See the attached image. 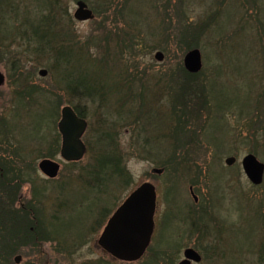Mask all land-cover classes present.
I'll use <instances>...</instances> for the list:
<instances>
[{"label": "rangeland", "instance_id": "rangeland-1", "mask_svg": "<svg viewBox=\"0 0 264 264\" xmlns=\"http://www.w3.org/2000/svg\"><path fill=\"white\" fill-rule=\"evenodd\" d=\"M76 1L61 0L52 12L58 31L67 32L66 42L81 53L71 57V93L47 70L51 56L39 57L33 43L15 36L37 0H1L14 5V20L0 48V117L13 125V143L31 164V181L21 187L17 206L41 203L50 233L40 253L22 250L11 263L20 256L18 264H123L97 247L103 217L149 182L157 193L155 230L148 254L133 264H178L186 248L200 252L198 264H264V179L253 186L241 168L249 154L264 164V0H128L119 12L101 15L97 0H85L95 15L85 22L73 19ZM181 18L199 35L197 48L190 49L200 52L197 73L183 68L190 50L184 49L187 36L176 32ZM128 41L135 44L132 51ZM156 52L162 61L155 60ZM79 64L85 93L73 85ZM18 69L27 85L46 95L31 101L13 96ZM184 71L194 76L185 80ZM63 106L80 107L88 123L87 153L74 165L58 154ZM231 157L235 162L228 167L224 161ZM45 158L61 166L52 180L37 169ZM115 159L125 180L112 168ZM33 186L43 195L34 199ZM189 213L197 219L210 214L203 244L196 221L190 234Z\"/></svg>", "mask_w": 264, "mask_h": 264}, {"label": "trees", "instance_id": "trees-1", "mask_svg": "<svg viewBox=\"0 0 264 264\" xmlns=\"http://www.w3.org/2000/svg\"><path fill=\"white\" fill-rule=\"evenodd\" d=\"M97 1L99 8L102 9L101 11L100 9H97V12L100 15L113 11L119 12L121 8H124V3L128 2V0ZM60 2L61 0H37L35 9H33L34 12H28L23 15L22 21L20 22L21 24L18 25L14 33L15 36L19 35L20 38H23L29 43H33L34 47H36L35 51L38 56L39 54L41 56H51L52 59L48 58L46 60L47 70H52L53 72L51 74L53 75V73H55L59 81L61 80L65 83L60 87H64L67 92L69 91L71 93H75L76 91L73 90V87L69 86L72 83L73 78V72L70 68L71 57L75 56V58L80 59L79 54L81 53H79L78 49L75 52L72 46L66 42V40H68L67 32H62L61 30L58 31L59 19H56L52 12L59 6ZM13 8L14 5L1 4L0 0V17L3 15L10 17L9 19L5 18V21L0 18V48L4 46L3 42L7 43V40L11 37L9 35V31L12 29L11 23H13L14 20L12 17L13 13L11 14ZM7 12L10 14H7ZM16 13H18V11ZM185 22V20L182 21V18L179 19V25L176 29L177 35L181 36L183 39L187 36L186 38L188 40L185 39L184 45L186 48L184 49L190 50L191 48H197V37L199 35H196V31H192L189 26H186ZM202 25L204 24L202 23ZM118 46L119 47L117 48L121 50L120 53H123L124 56V42H121ZM125 47L128 48V51H132L135 44L132 45L131 41H128V45ZM80 67L81 64H79L77 79H73V85H77L76 87H79L80 89L78 90L81 92L83 89L80 85L86 89V86L84 85H86L87 78L83 72L84 69ZM86 69H88L87 66ZM181 70L183 72V69ZM14 73L16 74L14 75L13 83V88H15V90L12 89L14 91L13 96L16 95L18 98H26L31 101L33 100L34 95L42 97L46 95L45 93L43 94V92H37L39 89L34 85H27V80L21 74L20 69L14 71ZM183 74L186 76L185 80L194 76L185 71ZM180 89L184 91L187 89L189 90L190 88L189 86L186 87L182 85V88ZM83 91L84 93L87 92L85 90ZM91 92L93 91L91 90ZM87 97L92 99L93 96L89 95ZM73 109L80 118H86V115L80 107L73 106ZM14 132L15 129L13 128V125L9 124L6 118L0 117V264H12V257L22 250H27L28 252H30V250L38 251L40 253L39 245H41L42 242L44 243L50 240V233L45 225V221H47L46 212L41 206V203L37 204H39L42 208L40 206H38L39 208L35 207L33 200L27 202L28 204L25 203L23 207L17 206L20 200L21 187H23L26 182L31 181V178L29 179L31 164L24 160V157L26 156L23 157L19 154V148L16 145L17 143H13ZM13 152H15V154ZM49 157H51V155ZM112 162V168L114 167V169L119 172L120 179L125 180L126 175L124 174L125 172L123 168L120 167V163H118L116 159L112 160ZM74 164L75 163L72 165ZM106 165L107 164L101 165V171H104V167H107ZM36 190L39 189L33 186L34 199L35 197L38 198L43 195V193H37L38 191ZM205 214L210 215L209 213ZM205 214L199 215L198 219L197 216H194L196 223H198V235L201 237L197 236V238L201 239L202 244L208 235L206 222L207 217L209 219V216H206ZM106 217H103L104 220ZM192 229H190V234H194L191 231ZM158 253L160 257V251ZM165 260L170 261L168 258Z\"/></svg>", "mask_w": 264, "mask_h": 264}, {"label": "water", "instance_id": "water-1", "mask_svg": "<svg viewBox=\"0 0 264 264\" xmlns=\"http://www.w3.org/2000/svg\"><path fill=\"white\" fill-rule=\"evenodd\" d=\"M73 19L85 22L93 19L92 12L86 4L79 1ZM156 61H162L163 55L157 52L154 55ZM183 65L190 73H197L201 69V56L198 50H191L185 54ZM40 77L46 76L45 70L38 72ZM4 78L0 74V86ZM85 120L76 116L74 111L66 106L60 111V120L57 130L61 136L60 158L65 162H78L85 155V146L82 136L86 130ZM234 158L225 160L226 166H231ZM242 170L246 178L253 185H260L263 180L264 165L253 155H246L241 160ZM39 171L47 178L53 179L57 176L59 165L51 160H42L38 164ZM160 171H155L159 173ZM195 199V198H194ZM155 210V191L149 183L140 185L133 191L121 206L108 219L97 245L111 258L125 263L138 261L145 253L153 232V215ZM184 260L179 264H190V261L198 263L200 256L192 249L183 253ZM21 258H14L15 264L20 263Z\"/></svg>", "mask_w": 264, "mask_h": 264}, {"label": "flooded vegetation", "instance_id": "flooded-vegetation-1", "mask_svg": "<svg viewBox=\"0 0 264 264\" xmlns=\"http://www.w3.org/2000/svg\"><path fill=\"white\" fill-rule=\"evenodd\" d=\"M189 190H191L192 191V188H189ZM193 193V192H192ZM194 201V200H193ZM196 203V202H195ZM189 216V218H185V221H188V224H189V228L191 229L192 227H191V225H192V221L193 222H195V220L196 219H194V216H192V213H189L188 214ZM191 224V225H190ZM155 230V229H154ZM190 231V230H189ZM176 247H177V245H175V247H174V249H176Z\"/></svg>", "mask_w": 264, "mask_h": 264}]
</instances>
